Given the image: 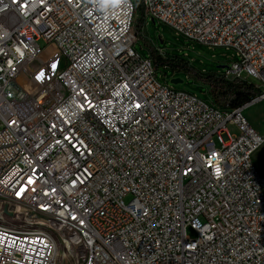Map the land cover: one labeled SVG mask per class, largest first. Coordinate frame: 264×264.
<instances>
[{
	"label": "built area",
	"instance_id": "built-area-1",
	"mask_svg": "<svg viewBox=\"0 0 264 264\" xmlns=\"http://www.w3.org/2000/svg\"><path fill=\"white\" fill-rule=\"evenodd\" d=\"M140 11L232 50L222 76L258 95L222 109L159 82ZM260 101L264 0H0V264H264V136L244 116Z\"/></svg>",
	"mask_w": 264,
	"mask_h": 264
},
{
	"label": "rangeland",
	"instance_id": "rangeland-1",
	"mask_svg": "<svg viewBox=\"0 0 264 264\" xmlns=\"http://www.w3.org/2000/svg\"><path fill=\"white\" fill-rule=\"evenodd\" d=\"M141 13H137L136 24L139 23ZM139 36V42L135 48L137 51L146 56L149 53L154 54V51L150 48L151 43L156 47L163 49L168 54L171 53L175 57L190 60L191 65L187 62H181L180 66L175 69L174 73L170 70L159 69L157 71V79L159 82H167V85L175 90L184 92L187 94L196 95L201 99H205L206 94L210 97L213 96L211 87L204 85L201 80L205 73L216 72L219 75H223L230 67L231 58L234 57V52L225 48H209L204 45L192 43L181 36L176 35L170 28L160 24L159 22L146 18L143 22V29ZM41 46H47L41 42ZM55 55V49L52 46H47L42 60L48 61L50 57ZM185 59V60H186ZM167 60V59H165ZM223 67V68H219ZM41 66L35 62L30 65L28 71L21 76V84L30 82L33 88H40L43 78L49 79L48 73H43L40 70ZM64 69V64L61 62L58 72ZM204 73V74H203ZM211 75V74H210ZM173 79H180L182 83L173 85L170 83ZM232 80V78H228ZM253 84L259 82L255 79H248ZM203 88L198 90V88ZM251 106V107H250ZM245 108L244 116L248 120L249 125L260 135L264 136V101L257 102ZM227 132L230 136L238 135V130L235 126L227 125ZM254 164L261 176H264V143L258 149L257 154L253 157ZM129 199H126L128 202ZM1 211L3 213L14 211L13 207L2 206ZM188 235L194 237V233L190 230L187 231ZM60 264V263H57Z\"/></svg>",
	"mask_w": 264,
	"mask_h": 264
},
{
	"label": "trees",
	"instance_id": "trees-1",
	"mask_svg": "<svg viewBox=\"0 0 264 264\" xmlns=\"http://www.w3.org/2000/svg\"><path fill=\"white\" fill-rule=\"evenodd\" d=\"M143 22L144 20L141 14L139 23L135 25V32L138 36H140L141 30L143 29ZM150 56L153 58L157 68L166 66L168 70L173 72H175V69L178 67H181V62L187 63L186 60L179 57H176L175 60H164L152 53H150ZM205 74L208 75H203L205 77H201V80L204 85L211 87L213 93L211 98L213 102L222 109L233 110L240 108L249 104L258 95V91L254 89L253 84L248 81L228 80L216 72H208ZM197 88L198 90L203 89Z\"/></svg>",
	"mask_w": 264,
	"mask_h": 264
},
{
	"label": "bare ground",
	"instance_id": "bare-ground-1",
	"mask_svg": "<svg viewBox=\"0 0 264 264\" xmlns=\"http://www.w3.org/2000/svg\"><path fill=\"white\" fill-rule=\"evenodd\" d=\"M44 62H46V61L44 60ZM44 82H45V78H43V80H42V84H44ZM42 84H41V85H42ZM23 86H24V88H25L27 91H29V92H31V93H35V91L39 89V88H38V89L33 88L32 84H31L30 82L25 83ZM246 108H247V107H246Z\"/></svg>",
	"mask_w": 264,
	"mask_h": 264
},
{
	"label": "water",
	"instance_id": "water-1",
	"mask_svg": "<svg viewBox=\"0 0 264 264\" xmlns=\"http://www.w3.org/2000/svg\"><path fill=\"white\" fill-rule=\"evenodd\" d=\"M219 68H223V67H219ZM171 84L176 85V84H180L182 83V81L180 79H173L170 81Z\"/></svg>",
	"mask_w": 264,
	"mask_h": 264
},
{
	"label": "snow or ice",
	"instance_id": "snow-or-ice-1",
	"mask_svg": "<svg viewBox=\"0 0 264 264\" xmlns=\"http://www.w3.org/2000/svg\"><path fill=\"white\" fill-rule=\"evenodd\" d=\"M43 2V0H41V3ZM217 171H219L218 169H217Z\"/></svg>",
	"mask_w": 264,
	"mask_h": 264
},
{
	"label": "crops",
	"instance_id": "crops-1",
	"mask_svg": "<svg viewBox=\"0 0 264 264\" xmlns=\"http://www.w3.org/2000/svg\"><path fill=\"white\" fill-rule=\"evenodd\" d=\"M257 154V152L254 154V156Z\"/></svg>",
	"mask_w": 264,
	"mask_h": 264
}]
</instances>
